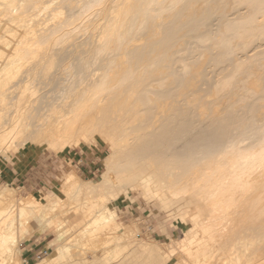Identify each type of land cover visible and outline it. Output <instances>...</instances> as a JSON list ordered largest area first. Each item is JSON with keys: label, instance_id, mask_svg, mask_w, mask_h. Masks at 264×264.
<instances>
[{"label": "bare ground", "instance_id": "6f19581e", "mask_svg": "<svg viewBox=\"0 0 264 264\" xmlns=\"http://www.w3.org/2000/svg\"><path fill=\"white\" fill-rule=\"evenodd\" d=\"M98 137L97 182L68 171L63 197L41 199L0 188V264L51 229L56 254L36 264L130 243L138 229L110 200L134 193L185 225L154 264H264V0H0V154L61 155ZM71 213L82 225L66 238ZM125 248L100 257L143 264Z\"/></svg>", "mask_w": 264, "mask_h": 264}, {"label": "rangeland", "instance_id": "374dc122", "mask_svg": "<svg viewBox=\"0 0 264 264\" xmlns=\"http://www.w3.org/2000/svg\"><path fill=\"white\" fill-rule=\"evenodd\" d=\"M216 24L217 23H214V25ZM213 27L211 28L212 30H214ZM186 47L188 46L186 45ZM210 71L211 69H209V72ZM206 72H208V69ZM210 76H212L211 73L208 76V78ZM207 122H209V120L203 118L201 121L197 120L195 125L198 124L197 125L198 130L199 128L200 130H204V128H206L207 125L209 124ZM260 125L261 124L257 126L260 127ZM257 126H254L253 128L256 129ZM253 128H251V130L255 131ZM249 130L250 129H248V131ZM249 133L250 132H248V134ZM104 142H105L104 140L98 137L97 143L91 147L88 145H85V146L79 145L77 147L68 149L65 154L62 153L61 155H55V154L43 152L41 148L36 147L35 145H28L25 147L23 151H21L20 153H16L11 157L9 155L0 154V165H1L0 166V188H3L5 186L13 188L14 194H15L14 196L17 198L21 196H27L30 194H36L40 198V197H43L44 195L51 196L54 193H57L60 197H63L62 194L58 191L57 187L60 185L62 176L68 171H72L73 173L75 172L74 174L82 181L97 182L99 180V175L102 170L103 156L104 154L108 153V144L107 142L105 143ZM182 143L183 142H181L179 146L182 145ZM17 158L22 159V160L23 159L33 160V161H36L37 164H42L43 166L48 168L47 174L50 173V176H51L50 180H48V183H47L48 187H46L45 189H40V188L31 189L27 187L23 188L22 186H19L13 183L3 182V180L1 179V176L4 175L6 164L11 163L13 160H16ZM142 197H143L142 193L141 194H138V193L130 194V198H126L121 195L119 196L116 195L114 198L110 200V202H111V205L115 208L116 220L118 223L124 226L127 225V227L132 226L133 228L135 227L134 229H138V231L135 233V237L133 238L134 240L131 239L130 241L131 242L132 241H142L143 243L147 244L146 249H137L138 247L134 246L135 242L129 243V240L119 238L120 242L119 240H117V242L116 240L111 243L108 242L106 244L101 245L99 248H96V249H94L93 246H88V248L87 246H85L86 250H84V247H82L83 249H81L80 247V249L83 252H85L84 253L85 257L82 255L83 260H81L82 258L79 256L77 257L74 256L71 260L70 259L64 260V263L62 261L61 264H66V261L70 262L68 264H73V263L74 264H86V263L87 264H90V263L91 264H102V262L103 263L106 262L105 264H107L108 262H109L108 264H111V263L115 264L117 260L116 261L112 260V261H115L113 263L112 261L105 260L104 257H100V255L102 254L100 249H104V250L109 249V251H112L113 248L117 244L124 248L126 246L125 248L126 253L124 252L125 254H127V252L130 253L133 247L134 248L132 250H137L135 253L132 254L133 257L132 255L130 256V259L132 257L133 261L140 262L144 260L143 264L145 263L154 264L156 259L160 257V253H162L160 250L155 249L156 245L166 251V249L169 247L168 244H170L171 241L180 240V238L182 237V230L185 229V225L184 223H181L182 221L179 220L175 214L169 213L170 210L161 207V205L157 201L152 200V199L144 200L142 199ZM80 215H81L80 213H77V214L71 213L68 216L69 218L66 219V221L64 219V222H63L64 216L63 217L59 216L61 217L60 224L65 228V231H66V235H67L66 238L68 237L73 238L77 234L76 231H79L78 228H80V226L82 225L79 222V221L82 222V216ZM76 222L79 224H77ZM51 231L46 232L45 234H42L41 232L35 233L28 241L20 245V250H18L20 251V255L17 254L18 261H20L19 264H23V263L24 264H36L40 260L50 259L56 254V252L53 250L55 249L54 246L48 248L49 246L48 244L51 242V240H53ZM257 231H254L253 234L255 233V235L256 234L258 235L260 230H257ZM122 232H123V228H119L118 233L121 234ZM73 233L74 234L76 233V234L74 235ZM247 234H250V233L248 232ZM104 237L105 236H103V238ZM262 237H260L261 241L260 242L257 241L256 243L257 246L259 247L255 245L257 248L264 247V246L263 247L260 246L262 242L264 244V241H263L264 239L262 240ZM258 242H259V245H258ZM94 247H96V245H94ZM91 250H93L94 252L90 253L92 252ZM141 250L142 251L144 250V251L141 252ZM23 251L24 253L30 252L31 254H33V257L31 259H27L26 256H24ZM72 251H73L72 253L79 252V249H75V250L73 249ZM86 251H89V252H86ZM96 251L97 253L99 252L98 253L99 255L98 254L94 255ZM146 251H147V254H146ZM154 251L157 253L155 254ZM87 253H90L91 255L92 254L93 255L91 256L88 254L89 256H87ZM154 256L156 257V259ZM78 258L79 259L81 258L80 261ZM93 259L95 260L97 259V261L94 262ZM116 264H120V263L117 262Z\"/></svg>", "mask_w": 264, "mask_h": 264}, {"label": "crops", "instance_id": "0c3cea01", "mask_svg": "<svg viewBox=\"0 0 264 264\" xmlns=\"http://www.w3.org/2000/svg\"><path fill=\"white\" fill-rule=\"evenodd\" d=\"M47 169L42 164H37L36 161L17 158L6 164L4 175L1 176V179L3 182L13 183L23 188L45 189L48 187L47 183L51 178L50 173L47 174ZM24 256L27 259H31L33 254L27 252L24 253Z\"/></svg>", "mask_w": 264, "mask_h": 264}]
</instances>
